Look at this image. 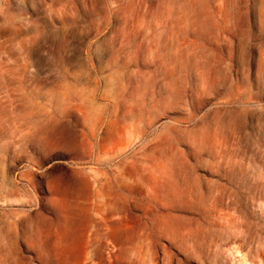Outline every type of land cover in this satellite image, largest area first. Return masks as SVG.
<instances>
[{
	"label": "rangeland",
	"instance_id": "1",
	"mask_svg": "<svg viewBox=\"0 0 264 264\" xmlns=\"http://www.w3.org/2000/svg\"><path fill=\"white\" fill-rule=\"evenodd\" d=\"M105 210L106 264H264V0H0V247Z\"/></svg>",
	"mask_w": 264,
	"mask_h": 264
},
{
	"label": "bare ground",
	"instance_id": "2",
	"mask_svg": "<svg viewBox=\"0 0 264 264\" xmlns=\"http://www.w3.org/2000/svg\"><path fill=\"white\" fill-rule=\"evenodd\" d=\"M220 20H221V18H220ZM230 20H231V18L229 19V22L233 21V20H231V21ZM223 21H225V20L223 19ZM226 24H228V23H226ZM227 29H228V27H227ZM229 57H231V56H229ZM236 83H237V81H236ZM238 104H240V103H238ZM224 156L226 157V155H224ZM220 157L222 158V156L218 155V158H220ZM98 214L102 217V219L99 223H97L96 225L85 226V227L80 229V234L78 236H79V240H81L84 243V249L82 251L81 256L79 257L78 264H92L93 262H97L96 261L97 259H99V261L96 264H106L107 261H105L104 258L99 256V254H98L99 249L101 247H103V245H105V243H108L109 241L113 240V238L117 237V235L118 236H127L128 235V233L125 230H122L119 226H115V225L111 224L113 222L114 218L116 217L115 211L105 210V211L99 212ZM10 229L11 228H9V230ZM50 231H52V230H49V232L48 231L45 232L44 230L40 231L39 229H35V230L32 229L31 231L29 230V231L25 232L24 239L29 240V241L42 240L43 238L48 239L50 237V235H49ZM55 236H57V235H55ZM138 237L142 238L143 236H141V234H138ZM101 258H102V260H101ZM138 263L142 264L143 259L140 258L138 260ZM0 264H20V263H18V260H12L10 257H7V255H5V250L2 247H0Z\"/></svg>",
	"mask_w": 264,
	"mask_h": 264
}]
</instances>
